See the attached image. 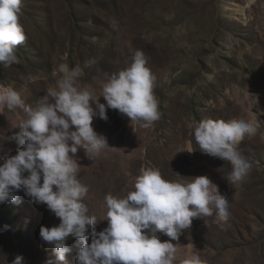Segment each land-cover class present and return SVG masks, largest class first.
Returning a JSON list of instances; mask_svg holds the SVG:
<instances>
[{"label": "rangeland", "instance_id": "1", "mask_svg": "<svg viewBox=\"0 0 264 264\" xmlns=\"http://www.w3.org/2000/svg\"><path fill=\"white\" fill-rule=\"evenodd\" d=\"M20 23L26 38L17 47L19 63L0 65V85L26 105L55 86L61 64L78 65L79 86L96 97L136 50L156 77L159 120L145 128L108 108V119L95 117L93 127L110 147L93 160L83 149L76 153L77 177L89 189L83 202L97 218L89 232L107 227L105 197L124 198L142 169H159L169 181L207 176L228 199L229 219L222 226L215 212L194 218L171 240L174 264L193 255L202 264H264V0H22ZM24 118L22 109L0 113V164L22 147ZM207 119H243L256 128L237 146L252 166L239 187L227 181L230 163L197 149L193 129ZM189 147L192 153L180 152ZM16 194L19 202L0 204V264L17 256L22 264H54L40 228L57 226L59 218L23 190ZM77 251L67 254L68 264H76Z\"/></svg>", "mask_w": 264, "mask_h": 264}, {"label": "clouds", "instance_id": "2", "mask_svg": "<svg viewBox=\"0 0 264 264\" xmlns=\"http://www.w3.org/2000/svg\"><path fill=\"white\" fill-rule=\"evenodd\" d=\"M21 5L22 0H0V65L5 67L19 63L17 47L26 38L20 23ZM59 72L55 86L35 106L26 105L12 87L0 85V113L22 109L25 114L17 136L22 147L0 164V204L19 202L16 193L23 190L30 202L46 205L59 218L57 226L40 228L42 241L52 248L54 264H68L66 256L74 247L78 249L76 264H174L177 249L171 240H178L194 218L204 219L215 212L217 223L223 226L228 221V199L207 176L169 181L159 169L145 168L124 198L105 197L107 227L89 232L97 218L89 215L83 202L89 189L77 177L76 153L83 149L93 160L110 147L93 127L95 117L108 119V108L145 128L159 120L156 77L143 51L136 50L128 67L107 76L99 96L105 104L88 87L79 86L78 65L69 69L61 64ZM255 133L253 124L243 119H207L193 129L199 151L231 164L227 181L237 187L252 167L237 146ZM158 233L171 239L162 242ZM89 235L91 243L86 239ZM69 238L76 239L75 246L68 245ZM22 259L17 256L13 264H22ZM183 264L202 261L193 255Z\"/></svg>", "mask_w": 264, "mask_h": 264}]
</instances>
